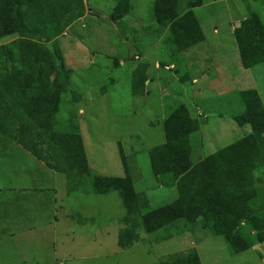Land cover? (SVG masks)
I'll list each match as a JSON object with an SVG mask.
<instances>
[{"label": "rangeland", "instance_id": "374dc122", "mask_svg": "<svg viewBox=\"0 0 264 264\" xmlns=\"http://www.w3.org/2000/svg\"><path fill=\"white\" fill-rule=\"evenodd\" d=\"M170 2L166 23L157 18L158 0H0V21L10 19L14 25V18L22 16L27 27L24 34L0 35L1 86H7V73L15 72L20 87L16 99L45 139L79 128L90 176H80L75 185L90 187L96 176L124 178L127 192L142 197V209L133 216L139 239L126 249L117 245L126 216L118 190L85 194L81 188L64 196L63 210L72 213L70 218L94 219L84 224L75 219L69 224L60 209L56 215L49 206L47 214L36 213L37 207L45 208V199L40 206L18 205L10 180L16 163L30 168L28 188L34 185L36 192L45 194L52 180L42 161L1 130L0 264H160L191 248L202 264H264V214L255 212L260 201L250 204L256 229L242 220L228 237L232 246L201 224L188 226L180 220L152 232L143 225L148 212L178 197L175 186L161 183L149 159L151 149L166 142L164 121L174 109L184 105L199 121V129L189 136L188 160L195 165L252 132L250 125L236 123L245 109L242 91L254 89L264 102V63L244 69L229 31L251 12L264 22V0ZM122 6L128 10L117 17ZM175 20L180 24L170 27ZM54 24L62 32L49 38ZM194 24L203 39L180 49L179 30ZM212 26L225 30L214 34ZM15 119L4 123L17 126L21 120ZM262 155L254 177L264 195V151ZM157 160L164 166L167 156L160 154ZM228 203L220 196L209 207L218 213ZM45 215L59 217L65 226L46 225ZM36 220L44 223L31 227ZM64 229L74 232L72 240L52 244ZM240 245L247 248L235 253Z\"/></svg>", "mask_w": 264, "mask_h": 264}, {"label": "trees", "instance_id": "16d2710c", "mask_svg": "<svg viewBox=\"0 0 264 264\" xmlns=\"http://www.w3.org/2000/svg\"><path fill=\"white\" fill-rule=\"evenodd\" d=\"M158 1L157 18L163 17L168 23L171 17V2L170 0ZM160 8H162L161 11ZM127 10V6H122L117 17H121ZM176 24H180L178 20L171 21L170 27L176 28ZM194 25L182 26L179 30L180 35L176 40L177 43L179 42L180 49L195 45L203 39L199 27ZM26 29L22 16L14 18V25L10 19L0 21V35H9L16 30L24 34ZM62 29L59 24H54L49 38L58 35ZM234 37L244 68L264 63V22L255 13L251 12L241 20L239 26L234 29ZM4 79L7 86L2 87L0 84V131L7 132L14 141L48 168L66 174L67 192L79 191L82 188L85 193L105 194L118 190L124 203L126 216L122 219L125 227L119 230L117 244L123 249L131 247L139 239L136 232L138 222L133 216L142 209L139 205L142 197L127 192L122 185H128L129 181L124 178L96 176L90 180V187L84 188L85 184L82 182L75 185L74 180H79L80 176L84 175L85 178L90 176L79 128L74 127L71 131L45 139V132L30 121L28 114L23 113L25 106L16 99L20 87L15 72L7 73ZM136 93L135 90L134 94ZM241 97L245 109L237 116L236 123L238 126L250 125L252 132L195 165L188 160L189 136L199 129V121L190 116L184 105H179L165 119L166 142L151 149L149 159L161 183L169 187L175 186L178 197L169 204L153 208L147 216L143 217L146 232L155 231L181 220L188 226L201 224L215 234L223 235L229 241V235L236 233L242 220L256 229L257 224L251 217L253 210L250 204L253 200L260 201V204L257 203L255 212L264 214V195L256 187V184L260 182L259 178L254 177L255 169L258 167L257 161L263 156L264 151V105L254 89L242 91ZM6 118L11 120L19 118L21 121H17L19 123L17 126L13 124L7 126L4 123ZM160 154L167 156L164 166H161L157 160ZM164 175L169 177L170 182L163 180ZM220 196L222 199L226 198L229 203L224 210L216 213V210H212L209 206ZM234 203L239 205L236 206ZM219 213L222 219L219 218ZM77 222L84 224L87 221L78 218ZM259 228L261 227L258 226L257 231L260 230ZM261 241L263 240H259ZM232 242L229 241L230 246ZM246 248L245 245H240L234 252L238 253ZM160 264L202 263L197 251L191 248L186 252L168 256Z\"/></svg>", "mask_w": 264, "mask_h": 264}, {"label": "crops", "instance_id": "0c3cea01", "mask_svg": "<svg viewBox=\"0 0 264 264\" xmlns=\"http://www.w3.org/2000/svg\"><path fill=\"white\" fill-rule=\"evenodd\" d=\"M208 25H212V24L209 23ZM235 27H237V26L229 28L230 29L229 31L231 32L232 35L234 34ZM212 30H213L212 32L214 34H219V32H224L225 29L222 28V30L220 31V29L218 27H213ZM239 63L241 64V61H239ZM244 69H248V68H244ZM245 90H248V89H245ZM262 103L264 105L263 101H262ZM238 127H244V126H238ZM29 170H30V168H28V166H26L25 163H16L15 172L17 174L15 173L12 176H10V180L12 183L11 190L14 191L13 193H17L18 197H19V198H17V200L14 199L16 201V203H18V205H22L21 203L24 202L25 205L40 206V203L43 202V200L45 199V208H44V206L37 207L38 209H35L36 213L42 214L45 212V214H47V207L46 206H49L54 211V213H56V215L58 213V209H60V211L62 212L61 213L62 218L67 219L69 224L74 223L75 220L77 221L78 217L72 216V218H73L72 219V218H70V215L72 213H69L67 210H63L62 198L64 196H68L69 194L75 192V191L67 192L65 175L62 173L56 172L51 168L46 167L45 168V176L50 177V179H48V180H52V182L45 185V191H47V192L44 191L45 192V194H44L41 189L39 192H36V190L34 189V185L32 186V189L28 188V186L31 182V177L29 176L30 175ZM45 179H46V177H45ZM58 184H60V187ZM49 191L52 192L51 195H49V193H48ZM19 192H22V194H20ZM27 193H30V194L25 196V194H27ZM85 194H90V193H85ZM105 194H107V193H105ZM39 197H41L42 199L40 200ZM28 210H30V208H28L25 211V214H28L27 213ZM58 218H55V217L50 218V216L45 215V224L46 225L50 224L51 226H54V224H57V225L61 224L60 227L63 228L65 226V224L63 221L62 222L59 221ZM84 220H86L87 222H89V221L94 222L93 218H91V219L85 218ZM43 223H44V221L36 220L33 224H31V227H33L35 225L36 226L42 225ZM121 224H123V225L119 228V230L125 227V225L122 221H121ZM50 225H48V226H50ZM67 226H68V224H67ZM51 228L54 229V227H51ZM29 229L30 228L28 227V230ZM30 230L32 231V229H30ZM119 230L117 232V241H118ZM73 235H75L74 232L71 234H68L66 232V230H65V232H58L56 237H52V239L55 240L54 242H52V244H56L60 239L62 240L66 237L72 240Z\"/></svg>", "mask_w": 264, "mask_h": 264}]
</instances>
